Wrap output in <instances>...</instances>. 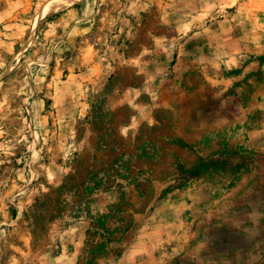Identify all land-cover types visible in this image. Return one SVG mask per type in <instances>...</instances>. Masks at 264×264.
I'll list each match as a JSON object with an SVG mask.
<instances>
[{
  "label": "rangeland",
  "instance_id": "1",
  "mask_svg": "<svg viewBox=\"0 0 264 264\" xmlns=\"http://www.w3.org/2000/svg\"><path fill=\"white\" fill-rule=\"evenodd\" d=\"M0 264H264V0H0Z\"/></svg>",
  "mask_w": 264,
  "mask_h": 264
}]
</instances>
